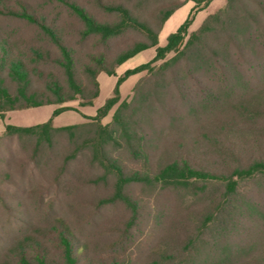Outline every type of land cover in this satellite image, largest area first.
<instances>
[{
  "label": "trees",
  "instance_id": "obj_1",
  "mask_svg": "<svg viewBox=\"0 0 264 264\" xmlns=\"http://www.w3.org/2000/svg\"><path fill=\"white\" fill-rule=\"evenodd\" d=\"M129 1L132 0H0L1 118L4 119L10 110L71 100L92 105L100 92V71L114 74L115 66L126 58L157 46L163 25L180 2L157 16L154 26L152 22L141 20ZM209 22L210 19H206L185 42L190 23L187 19L169 34L164 46H157L153 60L129 69L119 77L114 96L98 108L96 115L87 117L88 121L56 126L49 119L33 125H4L0 131V147L16 140L30 172H20V180L27 182L21 188L10 169L8 157L4 168L0 169V264H83V254L69 222L58 215L49 216L47 209L55 204L67 201L105 208L121 201L130 208L131 216H137V203L125 189L131 184L167 188L193 186L203 192L209 183L216 182L225 186L227 195H234L243 180L264 176V137L258 127L251 129L260 123L259 110L264 112V99L261 101L258 96L254 111L257 114L249 115L250 119L246 117L250 123L245 132L236 129L238 120L224 113L216 125L217 131L203 130L197 136L192 133L195 144L209 154L206 166L199 165L188 154L166 162L157 172H144L140 168L126 170L119 157L123 149L135 160L142 158L144 165L149 159L143 144L134 143L137 132L123 116V110L130 102L123 101L119 105L111 122L105 124L102 121L118 102L119 84L125 75L151 71L153 62L169 52H178L157 67L158 76L165 80L166 71H177L174 63L199 40ZM133 29L139 30L142 37H127ZM195 58L203 60L201 54ZM206 71L207 79L191 74L181 76V71L170 76L167 81L175 82L179 105L174 100H169V105L188 108L197 122L203 119L211 122L219 108L229 102L235 108L244 107L242 103L248 101V93L237 89L236 84L231 86L226 65L206 64ZM241 81L240 78L239 84ZM139 102L144 105L147 98L143 96ZM64 109L67 106L56 108L55 114ZM201 135L207 140L198 138ZM75 148L81 150L78 152ZM84 149L88 151V159L79 156L86 155ZM0 152H3L2 147ZM89 167H101L104 172L112 173L115 178L113 189L110 191L105 187L106 173L92 176ZM29 206L39 213L43 209L46 219L29 218L24 211ZM205 216L195 231H202L214 219L213 212L205 213ZM129 229L126 225L120 228L118 241L128 240L132 235ZM185 239V244L191 246L198 238L189 234ZM103 244V255L92 257L88 264H131V257L109 252L111 243ZM170 257L166 251L159 259ZM157 262L160 264L159 260ZM145 264H154V261Z\"/></svg>",
  "mask_w": 264,
  "mask_h": 264
},
{
  "label": "rangeland",
  "instance_id": "obj_2",
  "mask_svg": "<svg viewBox=\"0 0 264 264\" xmlns=\"http://www.w3.org/2000/svg\"><path fill=\"white\" fill-rule=\"evenodd\" d=\"M179 2L180 6L166 20L159 33L157 46H164L169 34L190 19L186 42L209 18L210 22L199 40L180 56V61L174 63L176 72L166 71L165 80L158 76L157 67L171 60L178 52H169L164 58L153 62L154 69L151 71L125 75L119 84L118 102L102 120L105 124L111 122L119 105L123 101L130 102L122 114L131 129L137 132L134 143L143 144L142 148L149 152V159L144 165L142 158L135 160L123 149L119 157L126 170L140 168L144 172H157L166 162L188 154L193 161L206 166L209 154L195 144L194 135L197 136L203 130L217 131L216 125L224 113L238 120L236 129L245 132L250 123L249 115L257 114L254 112L255 103L259 100L257 96L261 101L264 99V0L129 1L141 20L152 22L154 26L158 21L157 16ZM127 37L139 38L142 35L139 30L133 29ZM157 46L126 58L115 66L114 74L100 71V92L92 105L71 100L61 104L10 110L5 113L4 119L0 115V131L6 123L33 125L52 119L56 126H61L88 121L87 117L96 115L98 108L114 96L119 77L124 76L127 70L153 60L157 55ZM200 54L203 60L195 58ZM218 63L226 65L231 86L236 84L237 89L247 92L249 102L244 101L242 108H235L229 102L219 108L211 122H205L204 119L194 121V115H190L188 108L176 106L179 105V97L175 93V82L167 79L179 71L181 76L191 74L207 79L206 64L211 66ZM240 78L242 81L239 84ZM143 96L147 98L144 105L139 102ZM169 100H174L176 105H169ZM251 100L253 103L250 104ZM60 106H67V109L55 114V109ZM257 115L261 116L260 123L251 129L258 127L264 137V112L259 110ZM198 138L204 139L202 135ZM1 147L0 169L2 166L4 168L8 157L10 169L23 188L27 182L25 179L20 180V172H30V167L23 161L24 153L16 140ZM76 150L79 152L81 148ZM86 152L87 149H84L83 154ZM79 156L88 159L87 154ZM88 169L92 176L106 173L105 187L110 191L113 189L115 178L112 173L104 172L101 167ZM51 189L55 190L54 187ZM125 189L137 203V216H131L130 208L121 201H116L112 206L106 205L105 208L65 201L47 209L50 217L58 215L69 222L75 242L83 254V264H88L92 257L103 255V243H111L109 252L131 257V264H145L149 260L154 261V264H159L157 260L160 264H264V176L243 180L234 195H227L225 186L216 182L209 183L203 192L193 186L167 188L154 184H131ZM42 210L39 213L30 206L24 209L29 218L37 221L46 219ZM212 212L214 219L202 231H195L197 224L205 220V213ZM125 225L130 228L132 235L128 240L118 241L119 230ZM189 234L198 238L191 246L185 244V237ZM166 251L171 257L159 259Z\"/></svg>",
  "mask_w": 264,
  "mask_h": 264
},
{
  "label": "crops",
  "instance_id": "obj_3",
  "mask_svg": "<svg viewBox=\"0 0 264 264\" xmlns=\"http://www.w3.org/2000/svg\"><path fill=\"white\" fill-rule=\"evenodd\" d=\"M43 106V105H42ZM39 107V106H38ZM19 125V124H18Z\"/></svg>",
  "mask_w": 264,
  "mask_h": 264
}]
</instances>
